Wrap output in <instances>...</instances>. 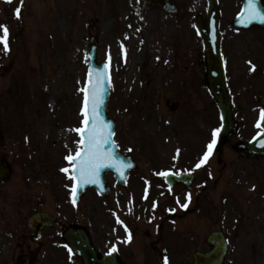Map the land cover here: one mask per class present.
Segmentation results:
<instances>
[{
	"label": "rangeland",
	"instance_id": "rangeland-1",
	"mask_svg": "<svg viewBox=\"0 0 264 264\" xmlns=\"http://www.w3.org/2000/svg\"><path fill=\"white\" fill-rule=\"evenodd\" d=\"M170 1L177 16L165 14L159 4L143 6L141 0H31L27 12L15 17L18 24L13 13L4 12L9 16L10 51L5 53L0 44V66H8V72L0 74V118L13 178L0 189V264L2 255H18L22 245L28 246L31 237L24 216L38 199L53 216L62 217L64 226L89 230L102 250L112 235L120 234L124 222L132 230L140 229L133 250H148L159 217L185 209L184 203L187 209L194 204L193 193L188 202L185 190L164 188L162 176L168 171L195 174V194L201 192V197L197 215L176 223L173 232L162 228L158 251L167 250V255L161 250L163 259L191 264L195 251L210 249L207 236L219 231L227 243L223 264H264V161L225 150L220 162L214 148L196 167L220 127L218 111L202 82V42L194 29L195 18L205 17L207 0ZM218 1L230 85L242 90L245 84L237 78L243 75L242 79L251 78L247 79L251 90L254 76L246 75L240 55L249 52L252 62L262 59L264 40L258 41L256 30L237 35L230 26L242 0ZM5 8L0 1V10ZM19 24L23 26L18 28ZM14 36L18 41L12 52ZM90 38L98 61L111 70L107 116L115 123V140L121 152L136 160L138 170L125 191L107 175L112 197L102 200L89 191L80 206L69 200L66 208L61 205L66 189L60 187L70 183L71 162L66 157L75 156L80 146V136L72 130L81 128L83 120L81 89ZM251 99L245 98V103ZM171 103L178 105L175 111H170ZM253 119L250 115L240 124V136L252 131ZM204 185L206 192L200 188ZM55 232L47 231V242L40 252L34 251L32 264H70L52 241ZM146 257L133 264H157Z\"/></svg>",
	"mask_w": 264,
	"mask_h": 264
},
{
	"label": "water",
	"instance_id": "water-1",
	"mask_svg": "<svg viewBox=\"0 0 264 264\" xmlns=\"http://www.w3.org/2000/svg\"><path fill=\"white\" fill-rule=\"evenodd\" d=\"M149 3V1H148ZM164 9L169 11L165 6ZM259 10V7H257ZM261 9V8H260ZM217 21H218V12L216 7L215 0H209V11L207 15V19L205 23H201L200 19H197L196 29L197 32L202 36L204 49H205V58H206V70L208 86L210 89V93L213 96L217 107L221 113V117L223 120L222 132L219 136V144L220 147L226 143L229 137L235 132L236 126L232 120V113L230 107V100L228 94L225 89V84L223 82V76L221 73V66L218 60V33H217ZM249 23L251 26H255L256 21L252 20L248 22V13L244 9L243 14L236 20L234 23L237 27H242L244 24ZM92 71L94 73L93 80H95V73L97 71L107 73V77L104 80L101 92L103 103L99 109L100 119L104 124L108 125V128L111 132V135L108 138V142L103 145V151L105 153H110L111 159L106 161L105 166L101 167L96 176L95 183H84L78 184L75 181V185L77 186V197L82 196L84 191L89 187L95 188L100 194L105 195L108 193V188L103 182L104 173L109 170L114 173L117 181L120 184H123V180L130 170H132V165L128 162V159L123 158L116 151V147L112 142L114 127L113 123L106 119L107 114V100L109 96V70L104 69L103 64L96 63V52L95 49L92 48L89 53V62H88V73ZM88 73L86 79V86L88 84ZM263 107H264V98H263ZM264 111V109H263ZM261 127L263 132L259 134L249 145H243L235 149V151L239 152L242 155L249 156H257L264 157V119H261ZM73 173V172H72ZM9 172L6 168H4L0 163V184L6 182L8 178ZM165 181L170 185L175 184H184L188 187L191 186L194 178L189 175H181V176H172L167 175ZM45 216H34L28 221V227L32 230L33 236L37 235L41 226H43V219ZM48 226L51 225V222L48 221L46 223ZM64 240L72 250L73 254L80 259H82L83 264H112L109 259H98L97 254L92 247L90 240L88 238V233L85 230L78 229H68L64 233ZM209 242L212 243L215 248L212 252L207 255H202L200 253L194 256V264H221L223 256L225 254V244L221 237L217 235H212L209 238Z\"/></svg>",
	"mask_w": 264,
	"mask_h": 264
},
{
	"label": "snow or ice",
	"instance_id": "snow-or-ice-1",
	"mask_svg": "<svg viewBox=\"0 0 264 264\" xmlns=\"http://www.w3.org/2000/svg\"><path fill=\"white\" fill-rule=\"evenodd\" d=\"M21 3H23V0H21ZM246 11L248 13V22L258 20L259 22L264 23V13L256 8L255 0H249ZM15 14L17 18L20 17L21 9L19 7L15 10ZM0 29H2L0 44L3 45V51L7 53L10 51L9 29L6 25H0ZM108 68L109 64L106 63L104 65V69L107 70ZM93 75L94 73L89 71V86L81 89L84 94L83 106L81 109L83 127L72 130L80 134L81 139L79 143L82 145V148L76 151L75 156L70 154L66 157V159L73 165V174L70 178L77 181L78 184L95 183L99 169L104 167L106 161L111 159L110 153H105L103 151V145L108 142L111 132L108 125L104 124L99 116V109L103 103L101 87L107 77V73L106 71H97L95 73V80H93ZM261 119H264V111H262ZM218 133L219 129L212 133V140L208 143L207 151L204 153V156L196 165L197 168L201 167V165L204 164L212 154L217 143L216 137ZM62 171L67 173L69 172V169L64 168ZM71 191L73 203H75V196L77 193V186L75 184L73 185ZM187 200L188 202L191 201V193L188 194ZM181 207L186 209L188 207V203L182 204ZM128 239H131L130 235ZM69 251L71 252V249H69ZM111 251L115 252L117 251V248L113 247ZM163 264H169L167 257H164Z\"/></svg>",
	"mask_w": 264,
	"mask_h": 264
},
{
	"label": "flooded vegetation",
	"instance_id": "flooded-vegetation-1",
	"mask_svg": "<svg viewBox=\"0 0 264 264\" xmlns=\"http://www.w3.org/2000/svg\"><path fill=\"white\" fill-rule=\"evenodd\" d=\"M31 0H23L22 3V7L27 6L28 3H30ZM3 4L5 5V11L10 12V11H14L19 7H21V0H3ZM256 64H255V80H256V88L254 90L251 91V94L257 98L255 100L254 106L257 108L258 107V98L262 95L263 91H264V82H263V73H264V62L261 59H257L256 60ZM247 94V91H241L239 93V95H237L236 97L234 96V100L235 103L237 105V97H244ZM256 104V105H255ZM255 107H246V109L250 110V111H255ZM242 110V109H241ZM236 117L238 118H245L247 116V111H243L244 113L241 114V111L238 108V105L236 107ZM0 134L2 136V141L0 144V160L6 164L5 162V144L3 142V135H4V128H3V123L2 120L0 118ZM38 212H42V213H47V210L44 208L42 202L39 201V205L38 207H34L32 209L29 210V216L34 214V213H38ZM161 225H163L166 222L165 217H162L160 219ZM62 225H60L57 221V228L58 231L61 229ZM157 228V235L155 236V240L153 242L149 243V247L150 250H148L147 254L146 251H136L133 250V240H132V236H131V230L128 231L127 229V234L126 232H123V234L125 235L124 237H122L121 235L118 237L117 235H115L114 237L111 238L110 240V244H111V249L109 250H104V251H99V254H104V253H109L112 256V259L117 262L118 264H133V261L140 258H147L146 255L148 256V258H152L155 263L157 262V264L160 263V259L162 257L161 254H159L157 247L160 245V243L162 242L161 240V227L160 225L156 227ZM47 229H43L41 237L42 240L35 242V241H31V244L34 246L35 251L40 252V249H42V247L44 246L46 241V238L44 236V233ZM129 235L131 236V239L129 240L128 237ZM59 234L57 233L54 238L52 239L53 242H60L61 239H59ZM101 241V240H99ZM98 241V242H99ZM116 247L117 251L112 252V248ZM139 254V255H138ZM157 259V260H156ZM77 264H81V261L76 259Z\"/></svg>",
	"mask_w": 264,
	"mask_h": 264
}]
</instances>
